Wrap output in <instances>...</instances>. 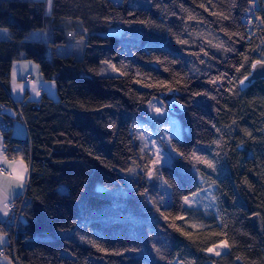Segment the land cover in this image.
<instances>
[{
  "label": "trees",
  "instance_id": "16d2710c",
  "mask_svg": "<svg viewBox=\"0 0 264 264\" xmlns=\"http://www.w3.org/2000/svg\"><path fill=\"white\" fill-rule=\"evenodd\" d=\"M251 1L53 0L47 15L45 0H0V30L9 32L0 40L4 152L30 165L15 200L26 198L22 219L7 230L15 264H264V80L239 89L264 61V0L248 22ZM48 27L47 43L29 41ZM77 28L82 59L59 55ZM22 60L57 91L22 106L27 141L11 136L13 120L1 114L15 109L8 86ZM102 63L121 75L100 76ZM174 89L187 110L183 136L167 138L177 156L158 169L171 195L161 207L133 127L150 123L149 104ZM133 164L141 171L127 181ZM199 176L215 187L216 211L184 204L203 188ZM223 240L227 251L209 255Z\"/></svg>",
  "mask_w": 264,
  "mask_h": 264
},
{
  "label": "rangeland",
  "instance_id": "374dc122",
  "mask_svg": "<svg viewBox=\"0 0 264 264\" xmlns=\"http://www.w3.org/2000/svg\"><path fill=\"white\" fill-rule=\"evenodd\" d=\"M111 1L115 4L120 3V0H111ZM45 2H46V14L50 15L52 12L53 0L51 3L50 11L47 0H45ZM259 8H260V0H252L248 12L250 16L248 18V22L254 21L256 15L255 12ZM0 31L7 33V35H9V32L7 30L2 29ZM82 32H83L82 28L66 31V36H67L66 44L58 48L57 50L58 54L63 56L73 55L77 59H82L86 46V36L77 35V33L80 34ZM115 32L119 33L120 29H112V33L110 32L109 34L114 35ZM51 36H52V29L48 27L43 30L32 32L29 35V40L31 41L43 40L47 42L46 39L48 38L49 41ZM29 63L33 64L32 62ZM109 65H113V64L112 63L101 64L100 72H99L100 76L106 77V76L121 75V73L117 69L114 71L111 67H109ZM26 69L27 66L23 64L22 72H24ZM26 101L28 102V100ZM154 108H160L161 111L164 112V115L156 114ZM149 109H150L149 114L151 119L150 123L135 121L133 127L136 137L140 143L141 150L142 152L149 153L150 156L152 157V160L155 159L154 153L157 151V149L159 150V155L162 157V159L156 165L157 169H159L160 167L171 166L177 154L174 152L171 145L167 142V138L168 137L181 138L183 136L184 127L182 125L180 118L171 115L165 102L162 101L160 98L153 100L149 104ZM185 131L187 132L188 130L185 129ZM131 169L133 170L132 172H125L122 174L127 181H131V179L132 181L134 179H137V173L141 171L139 170L136 164H133ZM146 178L150 183L151 188L155 189L154 191L155 201L150 195V199L153 200L152 205H156L157 203L161 207H168V205L171 203L170 188L164 183L163 178L160 177L159 175L157 176L156 173H154L151 179H149L147 175ZM199 180L200 182L203 183V188L194 195L187 197L191 205L190 208H200V209L216 211L217 200L215 197L214 185L210 184V182H206V180H204V178L201 176H199ZM97 189L99 191H103L105 188L99 185L97 186ZM61 190L66 191L65 186H62ZM185 206L189 207V204H185ZM212 248H214L215 251L221 252V254L227 251V248H216L215 246ZM61 253L63 256L72 257L71 253L67 250H63ZM208 253L209 255L217 256L215 255L214 252H208ZM0 262H2V264H15L7 254L5 255L2 253H0ZM207 264H216V263L210 261Z\"/></svg>",
  "mask_w": 264,
  "mask_h": 264
},
{
  "label": "crops",
  "instance_id": "0c3cea01",
  "mask_svg": "<svg viewBox=\"0 0 264 264\" xmlns=\"http://www.w3.org/2000/svg\"><path fill=\"white\" fill-rule=\"evenodd\" d=\"M114 29H119V28H114ZM110 32L112 33V29L110 30ZM120 32H121V30H120ZM120 32L119 33L115 32L114 35L119 36ZM6 39H9V35H7V33L0 31V40H6ZM46 40L48 42V38ZM29 41H31V40H29ZM35 41H37V40H35ZM39 41H43V40H39ZM43 42H45V41H43ZM47 42H45V43H47ZM29 62H32V61L22 60V61L15 62L12 66L11 79H10L9 86H8L9 95L12 98V100L14 102H19L22 100H28L29 102H36V101L41 100V98L44 94H46L51 99L56 100L57 91H56L55 83L53 81H50V82L45 81L43 79L42 75L40 74V69H39L38 65L35 64L34 62H32V63L35 65H33ZM23 64H25L27 66V69L24 72H22ZM13 73H15V79H13ZM28 76H32L34 78L33 83L27 84L25 82V79ZM34 87H35L36 91H33ZM14 88L16 89L15 91H14ZM21 88H22V90H21ZM37 91L39 92V95H36ZM1 114L8 116L10 120H13V123L10 126V131H11V136L14 139L22 140V141L29 140L28 131H27V128H26L23 120L20 118H17V119L14 118V109L3 108L1 110ZM2 123H4V122H1L0 124H2ZM0 134H2V136H3V149H4V135H3V132L1 130H0ZM4 154H5V152H4ZM0 160H2V157H0ZM19 160H21V159H9L8 158L9 162L19 161ZM23 163L28 169V171L26 173L27 178H26L24 187L22 189L13 188L12 194L9 197V201H15L19 197V195H21V193L24 191L25 185L27 184V181L29 179L30 165L25 160H23ZM0 168H4L7 171H11L10 169H8L7 165L2 163V162H0ZM2 181H3V174H0V183H2ZM0 226H1L0 237H2V239H0V246L7 245L9 243V235L7 233V230L11 226V221H10L8 214L4 215L3 204H0ZM0 264H2V262H0Z\"/></svg>",
  "mask_w": 264,
  "mask_h": 264
},
{
  "label": "snow or ice",
  "instance_id": "6c2138e0",
  "mask_svg": "<svg viewBox=\"0 0 264 264\" xmlns=\"http://www.w3.org/2000/svg\"><path fill=\"white\" fill-rule=\"evenodd\" d=\"M48 2V6H49V11L51 9V3L52 0H47ZM224 19H228L227 16L223 17ZM247 59V57L245 58ZM258 64H264V61L261 60H256L252 65L251 68L254 70L256 68V66ZM109 67H111L114 71L116 70V66L115 65H109ZM237 71H239V69H237ZM13 79H15V73H13ZM248 77L245 76L243 80L240 81L241 84L244 83L245 80H247ZM211 83H216V80L210 81ZM16 89L14 88V91ZM22 90V88H21ZM33 91L35 90V87L33 88ZM36 95H39V92H36ZM154 111L156 112V114L158 115H164V112L161 111L160 108H154ZM180 155H183V153H180ZM195 156V154H193ZM155 159L150 161V164L152 165V167L148 168L146 170V175L148 176L149 179H151L154 175V173L157 174L159 173V170L156 168V165L160 162V160L162 159V157L159 155V150L157 149V151L154 153ZM0 157H2V160H0V162L4 163L7 165L8 169H10L11 171H7L4 168H0V174H3V181L2 183H0V204H3L4 207V215H7V208H8V201H9V197L12 194V190L13 188H19L22 189L24 187L25 181H26V173L28 171L27 167L24 165L23 160H19V161H13V162H9L8 161V157L7 155L4 154V149H3V136L2 134H0ZM195 159L201 163H204L208 168H213L215 167V165L207 160V159H203L200 156H195ZM129 172H132V169L128 170ZM165 183H167V181H165ZM146 195V193H145ZM185 204H189V207H191L190 203H189V199L187 197H185ZM165 219H167V217H165ZM175 226V225H173ZM179 230V229H178ZM184 235H188V233H184ZM0 239H2V237H0ZM99 247V246H97ZM216 248H227L229 247L227 240H223L220 243H218L216 246ZM101 251H103V249H99ZM157 251H159V249H157ZM207 251L209 252H214L215 255L220 256L221 252L219 251H215L214 248H208Z\"/></svg>",
  "mask_w": 264,
  "mask_h": 264
},
{
  "label": "water",
  "instance_id": "95a60500",
  "mask_svg": "<svg viewBox=\"0 0 264 264\" xmlns=\"http://www.w3.org/2000/svg\"><path fill=\"white\" fill-rule=\"evenodd\" d=\"M247 77L248 79L243 84L239 83V89L242 92L250 88L257 81L264 80V64H258L254 70L251 68ZM178 95V91L174 89L160 96V99L165 102L170 114L175 117L182 116L187 110V106L179 101Z\"/></svg>",
  "mask_w": 264,
  "mask_h": 264
},
{
  "label": "built area",
  "instance_id": "2783aa9c",
  "mask_svg": "<svg viewBox=\"0 0 264 264\" xmlns=\"http://www.w3.org/2000/svg\"><path fill=\"white\" fill-rule=\"evenodd\" d=\"M263 10H264V7H263ZM25 82L27 84H31L34 82V79H33V77L28 76V77H26ZM27 103L28 102L26 100L15 102V109H14V118L15 119L16 118L23 119L22 113H21V108H22V106L26 105ZM7 129H8L7 125H5V124L0 125V130L2 132L7 131ZM27 185H28V182H27ZM27 185H26V187H27ZM25 202H26L25 196H23L21 203L20 202L18 203L17 201H8L7 212H8L9 218L11 219L12 224L14 225L15 231L17 229V226L19 225V222L22 219V210H23ZM6 246L7 245L0 246V253L6 254ZM12 255L14 256V259H15L14 249H13Z\"/></svg>",
  "mask_w": 264,
  "mask_h": 264
},
{
  "label": "bare ground",
  "instance_id": "6f19581e",
  "mask_svg": "<svg viewBox=\"0 0 264 264\" xmlns=\"http://www.w3.org/2000/svg\"><path fill=\"white\" fill-rule=\"evenodd\" d=\"M180 117H181V116H180ZM180 117H179V118H180Z\"/></svg>",
  "mask_w": 264,
  "mask_h": 264
}]
</instances>
